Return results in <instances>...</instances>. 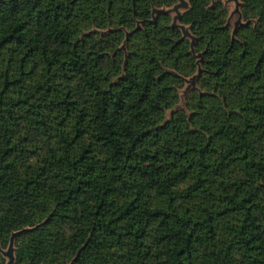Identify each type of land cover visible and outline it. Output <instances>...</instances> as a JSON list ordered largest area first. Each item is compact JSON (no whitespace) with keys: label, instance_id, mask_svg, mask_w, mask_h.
Here are the masks:
<instances>
[{"label":"trees","instance_id":"16d2710c","mask_svg":"<svg viewBox=\"0 0 264 264\" xmlns=\"http://www.w3.org/2000/svg\"><path fill=\"white\" fill-rule=\"evenodd\" d=\"M224 1L192 51L177 0H0V264H264V0Z\"/></svg>","mask_w":264,"mask_h":264},{"label":"water","instance_id":"95a60500","mask_svg":"<svg viewBox=\"0 0 264 264\" xmlns=\"http://www.w3.org/2000/svg\"><path fill=\"white\" fill-rule=\"evenodd\" d=\"M233 1L235 2V5H236V9H235L234 13H238V15H239V18H238L237 22L235 23V27H234L233 33H232V35L234 36L237 26L242 24L241 23L242 18H241L240 12H239V5H240L239 0H233ZM177 2L178 3L175 4L171 9L170 8L169 9H165V8L155 9L154 8L152 10V16L154 17V15H156V14L170 15L171 13H174L175 16H173V18H172L171 27L172 28H179L181 30L182 39H190L191 50L193 51V44H194L195 38L193 36H191L187 27L179 24V21H180L181 16H182L181 10L185 11L189 7L188 0H177ZM151 22H154V20H152ZM196 57L198 58L197 63H200L202 56L197 55ZM199 72H200V70H198L197 75L192 77V79H191L192 86L195 85V79L199 75ZM18 233H13L11 235V237L9 239L8 248L6 251L3 252V257L6 259L5 264H14V259H15L14 258V238L16 237V235Z\"/></svg>","mask_w":264,"mask_h":264},{"label":"rangeland","instance_id":"374dc122","mask_svg":"<svg viewBox=\"0 0 264 264\" xmlns=\"http://www.w3.org/2000/svg\"><path fill=\"white\" fill-rule=\"evenodd\" d=\"M177 3H178V2H177ZM177 3H176V4H177ZM224 4H225V6H227V8H228V10H229L228 23H229V25H230L231 27H233V29H234V27H235V23L237 22V20H238V18H239L238 13H234V11H235V9H236L235 2H234L233 0H225V1H224ZM239 7H240V5H239ZM171 8H172V7H171ZM171 8H170V9H171ZM182 12H183V11L181 10V13H182ZM239 12H240V11H239ZM170 15L172 16V18H173V16H175L174 13H171ZM241 23H242V19H241ZM191 79H192V77L187 78V79L185 80V87H184V89L181 91V94H180V103H179V105H178L177 107H181V108L183 107L184 97H185V95H186V93H187L188 90H190V89H196V85L192 86Z\"/></svg>","mask_w":264,"mask_h":264}]
</instances>
